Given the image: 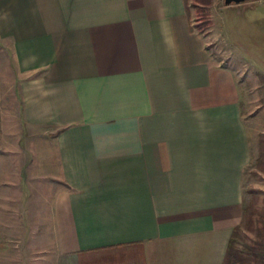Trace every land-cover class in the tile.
Segmentation results:
<instances>
[{
  "label": "crops",
  "instance_id": "crops-1",
  "mask_svg": "<svg viewBox=\"0 0 264 264\" xmlns=\"http://www.w3.org/2000/svg\"><path fill=\"white\" fill-rule=\"evenodd\" d=\"M190 6L0 0V264L225 263L254 151Z\"/></svg>",
  "mask_w": 264,
  "mask_h": 264
},
{
  "label": "rangeland",
  "instance_id": "rangeland-1",
  "mask_svg": "<svg viewBox=\"0 0 264 264\" xmlns=\"http://www.w3.org/2000/svg\"><path fill=\"white\" fill-rule=\"evenodd\" d=\"M202 3L191 1L194 24L205 32L215 58L236 71L254 151L244 173L247 208L236 241L244 260L238 264H263L259 242L264 226V0L232 5L225 0H214L211 6ZM204 22L209 25L203 26ZM1 80V109L5 114L14 111L16 116L20 110L17 86L9 78ZM18 118L14 117L13 124L22 123Z\"/></svg>",
  "mask_w": 264,
  "mask_h": 264
},
{
  "label": "trees",
  "instance_id": "trees-1",
  "mask_svg": "<svg viewBox=\"0 0 264 264\" xmlns=\"http://www.w3.org/2000/svg\"><path fill=\"white\" fill-rule=\"evenodd\" d=\"M187 3L191 4V1L194 2L196 5H199V3H202L204 6H211L213 4L214 0H186ZM209 25V22H204L203 26ZM241 228V225L237 226L235 228V231L233 233V236L231 238V242L229 245L228 253H227V259L224 264H238L240 261L243 262L244 257L242 254L237 250L236 246V241H237V236L239 233V229ZM262 237L263 240L259 242L260 244V252L259 254L261 255L262 262L264 264V226L262 227Z\"/></svg>",
  "mask_w": 264,
  "mask_h": 264
},
{
  "label": "water",
  "instance_id": "water-1",
  "mask_svg": "<svg viewBox=\"0 0 264 264\" xmlns=\"http://www.w3.org/2000/svg\"><path fill=\"white\" fill-rule=\"evenodd\" d=\"M244 1H247V0H225L226 4L227 5H232V4H235V3H241V2H244Z\"/></svg>",
  "mask_w": 264,
  "mask_h": 264
}]
</instances>
